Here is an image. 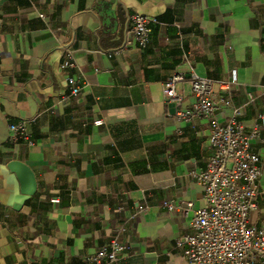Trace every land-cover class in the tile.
<instances>
[{
    "label": "crops",
    "instance_id": "obj_1",
    "mask_svg": "<svg viewBox=\"0 0 264 264\" xmlns=\"http://www.w3.org/2000/svg\"><path fill=\"white\" fill-rule=\"evenodd\" d=\"M135 12L159 18L150 42L110 55ZM67 48L76 68L61 66ZM80 71L85 87L61 101ZM0 72V264H75L117 233V264H195L175 247L205 205L192 173L213 154L208 119L177 115L196 101L193 72L235 79L240 120L262 126L251 222L264 227V0H0ZM175 72L180 103L163 92ZM23 119L33 145L9 141Z\"/></svg>",
    "mask_w": 264,
    "mask_h": 264
},
{
    "label": "built area",
    "instance_id": "obj_2",
    "mask_svg": "<svg viewBox=\"0 0 264 264\" xmlns=\"http://www.w3.org/2000/svg\"><path fill=\"white\" fill-rule=\"evenodd\" d=\"M157 23L160 20L156 16L139 12L131 14L122 44L109 54L123 52L133 43L145 47L151 40L152 25ZM64 57L62 68L77 67L71 48L65 50ZM189 78L196 101L192 106L177 111V115L186 121H194L198 117L208 119L213 154L203 170L192 173L204 189L205 205L194 209L192 232L179 236L175 247L195 264H253L256 261L264 264V227H257L251 222V213L257 208L256 199L260 194L261 173V157L252 150V141L263 139L262 126L256 123L247 131L240 120L245 107L233 101L232 85L236 83L235 79H216L195 72ZM186 79L182 72L173 73L164 82L165 96L180 103L177 86ZM67 81L69 92L62 96L61 101L80 93L86 85L81 71L78 75L69 74ZM252 100L254 96L251 95ZM224 107L231 108L232 112L221 121L218 114ZM258 117L263 119L264 113ZM33 121L23 119L10 122L9 141L33 145L35 142L30 129ZM102 122V119L96 120V123ZM165 204L173 211L187 212L192 209L190 202L187 206L173 201ZM141 210L145 209L140 208L136 213ZM127 250V244L117 233L107 245L75 264H117Z\"/></svg>",
    "mask_w": 264,
    "mask_h": 264
}]
</instances>
